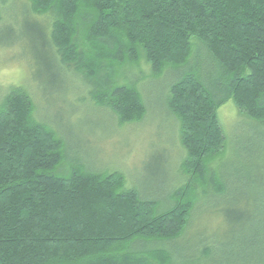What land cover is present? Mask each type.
Listing matches in <instances>:
<instances>
[{
    "label": "trees",
    "instance_id": "obj_1",
    "mask_svg": "<svg viewBox=\"0 0 264 264\" xmlns=\"http://www.w3.org/2000/svg\"><path fill=\"white\" fill-rule=\"evenodd\" d=\"M24 2L21 40H29L32 76L53 93L68 90L69 75L80 77L91 103L120 126L141 123L147 114L135 82H118L125 67L140 68L144 62L154 77L175 73L166 105L179 123L185 154L177 179H183L161 202L127 188L122 172L68 167L66 143L71 141L61 138L62 129L36 119L29 93L13 90L0 100V264L244 261L238 251L217 259L211 239L192 245L186 237L200 188L227 220V207L245 209V218L236 216L230 225H240L247 237L264 233V219L254 222V212H248L256 201L249 195L229 198L241 172L213 167L227 141L218 108L232 101L250 120L247 132H264V0ZM12 34L9 29L10 37L0 45H18L21 40H12ZM72 108L68 119L76 112ZM68 132L69 138L75 136L74 130ZM85 137L88 143L91 136ZM251 145L242 144L240 154H252ZM82 149L77 146L88 158ZM248 164L240 169L249 173ZM250 176L247 185L256 182L254 173ZM258 255L264 261V254Z\"/></svg>",
    "mask_w": 264,
    "mask_h": 264
},
{
    "label": "rangeland",
    "instance_id": "obj_2",
    "mask_svg": "<svg viewBox=\"0 0 264 264\" xmlns=\"http://www.w3.org/2000/svg\"><path fill=\"white\" fill-rule=\"evenodd\" d=\"M27 4L24 0H0V15L3 20V24H0V39L10 37L9 29L13 30L12 40L22 39L26 27L21 24L24 15L19 9ZM30 16L35 18L32 14ZM27 41L21 40L18 45L11 47L0 45V100L13 90L22 88L31 95L37 106L36 119L53 130H56L55 127L62 129L61 138L64 141L68 138L67 142L71 141L70 145L65 141L68 154L70 151V155L65 159V162L68 161V167H87L92 172H122L127 180V188L137 190L148 199L164 202L169 191L180 185L183 179H177L185 154L180 145L179 123L166 105L170 84L175 81V73L167 71L160 77H154L144 62L140 68L135 65L125 67L119 73L118 82H135L143 97L147 114L141 123L120 126L107 110L99 109L91 103L86 82L80 77L69 75L65 82L69 85L68 90L60 89L63 93H53L50 91L52 88L40 86L41 82L32 76L30 61L33 56ZM200 62H204V58H201ZM71 107L76 108L72 115L73 120L67 118L72 113L69 110ZM242 114L232 101L219 108L218 118L227 141L220 163L213 167L227 174L234 170L241 172L240 182L234 183L235 187L229 198L241 196L255 200L256 202H252L247 208L248 212H254L253 221L259 222L264 219V184L261 181L264 178V132L256 136L247 132L246 125L251 123ZM70 128L74 130L75 136L73 134L69 138ZM85 135L88 138L91 136V143L86 142ZM250 142L252 154H240L242 144L247 145ZM77 146L84 148L82 154L86 153L88 158L78 152ZM244 157H247L245 161ZM248 163L250 174L246 169H240ZM59 173L64 174L65 171ZM171 173L175 175V181L171 179ZM252 173L257 183L247 185L246 182L249 183ZM203 191V188L199 189L200 202L192 215L186 239L192 238V245L200 243L202 239H211L209 241L214 245L212 255L220 260H225L229 254L238 251L242 256H246L239 264H264L258 255L264 254V233L247 237V231L240 225H230L233 221L237 222L236 216L245 218V209L234 205L227 207L231 214L227 220L217 212L220 206H216V200L203 196ZM242 204L247 206L244 202Z\"/></svg>",
    "mask_w": 264,
    "mask_h": 264
},
{
    "label": "bare ground",
    "instance_id": "obj_3",
    "mask_svg": "<svg viewBox=\"0 0 264 264\" xmlns=\"http://www.w3.org/2000/svg\"><path fill=\"white\" fill-rule=\"evenodd\" d=\"M222 107V106H221ZM218 110H219V108H218ZM218 110H217V116H218ZM219 119V118H218ZM137 124V123H136ZM127 125H133V124H127ZM221 125V124H220ZM222 127V126H221ZM222 130H223V128H222ZM223 135L225 136V134L223 133ZM226 137V136H225Z\"/></svg>",
    "mask_w": 264,
    "mask_h": 264
}]
</instances>
